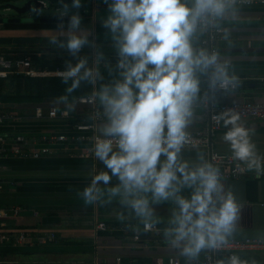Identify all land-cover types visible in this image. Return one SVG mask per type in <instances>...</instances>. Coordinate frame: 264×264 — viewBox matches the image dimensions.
<instances>
[{"label": "clouds", "instance_id": "1", "mask_svg": "<svg viewBox=\"0 0 264 264\" xmlns=\"http://www.w3.org/2000/svg\"><path fill=\"white\" fill-rule=\"evenodd\" d=\"M56 2L55 27L47 40L76 57L86 44H94L91 33L81 28L78 10L83 0ZM102 2L108 8L102 25L112 35L118 78L93 89L103 119L97 124L91 154L104 167L92 174L79 195L85 204L117 200L145 230L158 228L164 218L155 206L167 202L170 213L162 235L186 264H194L203 251L229 243L240 213L216 163L199 153L194 164L181 156L191 142L189 125L200 99V76H208L213 92L239 84L228 59L192 43L198 31H206L234 10L235 0ZM61 79L67 86L56 106L72 110L76 103L70 94L81 81L95 85L103 77L98 68L88 66L87 57H80L76 63L66 62ZM216 120L225 128L222 138L233 159L261 170L253 130L240 122V114L228 109ZM112 177L118 183L109 184ZM117 216L127 218L123 211ZM219 264L257 262L233 253Z\"/></svg>", "mask_w": 264, "mask_h": 264}, {"label": "crops", "instance_id": "2", "mask_svg": "<svg viewBox=\"0 0 264 264\" xmlns=\"http://www.w3.org/2000/svg\"><path fill=\"white\" fill-rule=\"evenodd\" d=\"M92 2L91 20L81 23V28L88 30L94 40V44H87L91 55L88 66L98 68L103 77L95 85L92 84L94 89L101 83H110L118 78V55L111 33L102 25L108 14L107 5L102 0ZM220 23L225 32L219 44V55L230 61V73H234L239 80L237 90L223 96L220 102L264 103V5L234 7ZM2 29L0 25V36ZM198 39L197 32L192 40L194 48L198 47ZM40 45L46 44L0 45V53L11 57H29L31 62L34 56L69 61L67 49H53L54 45L51 48L48 45L38 50ZM98 53H102L99 58ZM204 76H200V81ZM89 97H93V93ZM5 104H12L13 107H5L0 102V111L8 112L19 120L0 126V138L8 148V154L0 160V209L9 212L0 223L3 231L11 237L16 236L18 231H26L28 236L22 244L1 245L0 264H167L168 257L186 260L166 243L162 235L161 229L170 213L167 202L155 206L157 214L164 218L158 225L159 231L143 233L138 241L128 233L109 235L96 231L98 222L133 227H140L141 224L130 210L115 199L103 204L84 203L79 193L90 182L92 174L104 167L92 156L87 144L73 143L69 137L63 142H50L51 136H70L73 123L88 114L89 106L76 103L74 109L66 110L56 106V99ZM37 108L42 111L40 118L35 116ZM61 112H66L68 117H61ZM240 122L253 130L251 139L261 161H264V120ZM206 125L207 119L202 110L195 108L189 131ZM224 131L223 126L213 138V145L219 152L232 155L231 148L222 138ZM12 148H18L27 156L13 153ZM42 148L48 149V152L38 158L31 156V152ZM198 153L207 158L203 149H183L181 156L194 164L199 162ZM263 170L254 169L242 179L232 180L237 181L234 183L223 181L240 204L237 230L230 240L264 241ZM108 183L115 184L118 180L112 177ZM14 209L16 213H10ZM119 211L125 212V220L118 219ZM50 232L55 235L54 240L42 241V237ZM237 254L243 259L264 264V251Z\"/></svg>", "mask_w": 264, "mask_h": 264}, {"label": "built area", "instance_id": "3", "mask_svg": "<svg viewBox=\"0 0 264 264\" xmlns=\"http://www.w3.org/2000/svg\"><path fill=\"white\" fill-rule=\"evenodd\" d=\"M39 2L46 6V2L55 3L56 0H39ZM253 4L264 5V0H235L234 7L237 6H248ZM224 28L220 21L218 24L209 27L206 31L199 33L198 47L206 48L209 51H217L219 53V44L224 37ZM63 70H45L34 68L29 57H11L3 53H0V79H6L8 76L16 75L23 76L27 78H44V77H62ZM230 89L228 91L217 90L213 92L208 85V76L205 75L201 80V93L200 99L197 102L196 108L202 110L203 116L207 119V125L204 128L189 131L191 142L184 149H203L207 153V159L216 163L222 173L223 181L240 180L248 174V172L254 170L249 169L245 162L233 159L232 155L224 154L219 152L214 148L213 138L219 133L222 128V122L218 123L216 117L219 113L231 109L240 114L241 120H264V103L255 102H234V103H223L220 99L227 95L229 92L237 90ZM75 102L89 106L90 110L88 114L83 116L72 125V133L70 136L57 135L51 136L50 142H63L68 139L72 140L73 143L77 144H87L90 147L93 142V138L97 133V124L102 121L103 113L101 107L96 103L93 97H77ZM61 117H68L66 112H61L59 114ZM35 116L37 118L42 117V111L37 108L35 110ZM19 120L18 117L12 114L0 111V126L4 125L8 121ZM21 141V138H17ZM13 153L27 156L20 152L18 148H12ZM48 149H40L38 151L31 152V156L34 158L40 157L43 153H47ZM8 154V148L5 142L0 138V160ZM262 168H264V161H261ZM264 171V170H263ZM2 185V180L0 177V188ZM16 213V210H11L10 213ZM9 215V212L0 209V220ZM96 231L105 232L109 235H114L116 233L130 234V237L138 241L140 240L143 233H150L159 231V228H153L150 230H145L143 225L140 227H133L132 225L118 224V225H108L105 222H98L95 225ZM26 231H18L16 236L11 237L3 231L0 223V246L5 243H12L14 245L22 244L27 239ZM55 235L50 232L46 233L42 237V241H53ZM245 251H264V241L255 239H244L236 240L232 239L228 244L220 249L216 250H205L201 253V256L194 262V264H217V257L223 256L226 260L233 253L245 252ZM119 263V259H117ZM1 264H17L16 262H2ZM97 264V263H95ZM167 264H186V260L182 262L181 259L177 257H168Z\"/></svg>", "mask_w": 264, "mask_h": 264}, {"label": "trees", "instance_id": "4", "mask_svg": "<svg viewBox=\"0 0 264 264\" xmlns=\"http://www.w3.org/2000/svg\"><path fill=\"white\" fill-rule=\"evenodd\" d=\"M9 0H0V4ZM23 27V26H7ZM31 28H54V25H32ZM64 59H48L43 56L32 58L34 68L45 70H63L66 67ZM70 83V81H69ZM64 84L60 77L27 78L23 76H8L6 79H0V102L18 103L22 102H42L47 99H56L65 94ZM93 93V86L88 81H81L79 87L70 94L72 98L89 97ZM124 233H117L122 235ZM239 255V254H238ZM242 258V257H241ZM217 260L226 261L223 256H218ZM184 260H182L183 262Z\"/></svg>", "mask_w": 264, "mask_h": 264}, {"label": "water", "instance_id": "5", "mask_svg": "<svg viewBox=\"0 0 264 264\" xmlns=\"http://www.w3.org/2000/svg\"><path fill=\"white\" fill-rule=\"evenodd\" d=\"M14 1L9 0L5 2V8L7 10L13 11V15L9 17H0V25H2V36H0V45H31L36 44H50L47 40V37L53 33L54 28H31L32 25H54L55 18L54 16H39L37 10L47 9L46 6H43L39 0H27L24 5L17 7L8 2ZM54 4V3H50ZM1 5V4H0ZM93 7L92 0H83L82 7L78 10L82 21L81 23H87L90 21L89 15L91 14ZM88 15H85V12H88ZM57 10V9H56ZM8 25L12 26H23V27H7ZM89 40H92V37L89 36ZM5 107H13L12 104H4ZM237 181H229L234 183Z\"/></svg>", "mask_w": 264, "mask_h": 264}, {"label": "rangeland", "instance_id": "6", "mask_svg": "<svg viewBox=\"0 0 264 264\" xmlns=\"http://www.w3.org/2000/svg\"><path fill=\"white\" fill-rule=\"evenodd\" d=\"M27 0H14V1H10L8 2L9 4H12L14 6H17V7H20L22 5L25 4ZM47 4V9H42L39 11L38 15L39 16H54L55 12H56V9H57V2H55L54 4H50L48 2H46ZM75 11V10H73ZM87 11H88V8H87ZM85 15H88L89 14V11L88 12H85L84 13ZM13 15V11L11 10H7L5 8V2L1 3L0 5V17H9V16H12ZM89 45V44H88ZM45 46H48V45H40V47H38V50H42L40 48H43ZM51 46L53 45H50V48ZM59 46L57 45H54L53 49L54 48H57ZM89 46H87V44L80 50V52L78 53V55L76 57H73L71 56L69 53H68V58H69V61H71L72 63H75L77 62V60L80 58V57H88L91 56L90 55V52L88 50ZM65 49V48H64ZM36 50V49H35ZM66 50V49H65ZM89 60V59H88Z\"/></svg>", "mask_w": 264, "mask_h": 264}]
</instances>
